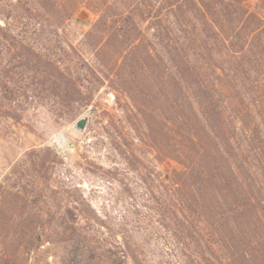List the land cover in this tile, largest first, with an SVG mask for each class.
<instances>
[{"label": "rangeland", "instance_id": "374dc122", "mask_svg": "<svg viewBox=\"0 0 264 264\" xmlns=\"http://www.w3.org/2000/svg\"><path fill=\"white\" fill-rule=\"evenodd\" d=\"M0 264H264V0H0Z\"/></svg>", "mask_w": 264, "mask_h": 264}, {"label": "water", "instance_id": "95a60500", "mask_svg": "<svg viewBox=\"0 0 264 264\" xmlns=\"http://www.w3.org/2000/svg\"><path fill=\"white\" fill-rule=\"evenodd\" d=\"M84 122H85V118L83 117V118H80L79 120H77L75 125H76L77 128L81 129L84 126Z\"/></svg>", "mask_w": 264, "mask_h": 264}, {"label": "bare ground", "instance_id": "6f19581e", "mask_svg": "<svg viewBox=\"0 0 264 264\" xmlns=\"http://www.w3.org/2000/svg\"><path fill=\"white\" fill-rule=\"evenodd\" d=\"M63 137H61L60 135L57 137V141H58V143L60 145H65L66 144L65 139Z\"/></svg>", "mask_w": 264, "mask_h": 264}, {"label": "built area", "instance_id": "2783aa9c", "mask_svg": "<svg viewBox=\"0 0 264 264\" xmlns=\"http://www.w3.org/2000/svg\"><path fill=\"white\" fill-rule=\"evenodd\" d=\"M56 140H57V138H56ZM58 142V141H57ZM59 144V143H58Z\"/></svg>", "mask_w": 264, "mask_h": 264}]
</instances>
